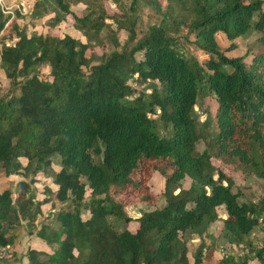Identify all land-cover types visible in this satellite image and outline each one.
Returning a JSON list of instances; mask_svg holds the SVG:
<instances>
[{
    "label": "trees",
    "instance_id": "16d2710c",
    "mask_svg": "<svg viewBox=\"0 0 264 264\" xmlns=\"http://www.w3.org/2000/svg\"><path fill=\"white\" fill-rule=\"evenodd\" d=\"M30 2V21L43 20V33L21 24L26 13L0 8V70L9 82L0 93V171L45 174L57 159L52 196L61 207L49 214L52 226L44 221L33 231L49 251L27 249V264H204L210 257L264 264V193L256 203L241 201L233 179L211 162L264 181V0H165L163 8L130 0L111 14L86 5L79 16L68 0ZM140 2L159 20L138 36ZM67 14L85 43L50 33ZM104 29L109 48L86 55ZM118 31L126 32L121 44ZM216 33L230 42L227 50L234 39L257 37L230 57ZM129 80L145 85L136 90ZM199 96L214 103L213 112H194ZM154 173L162 179L157 194L148 186ZM27 189L20 181L14 197L0 191V247L11 241L3 221L17 211L32 220L38 211ZM129 203L155 207L131 218ZM215 222V239L243 255L214 257ZM255 228L260 243L250 237ZM190 234L198 238L192 250Z\"/></svg>",
    "mask_w": 264,
    "mask_h": 264
},
{
    "label": "rangeland",
    "instance_id": "374dc122",
    "mask_svg": "<svg viewBox=\"0 0 264 264\" xmlns=\"http://www.w3.org/2000/svg\"><path fill=\"white\" fill-rule=\"evenodd\" d=\"M30 1L31 0H0V8L3 9L4 13L7 14H11L13 12V8L19 9L23 14L26 13L24 14L26 18L21 19V24H25L27 30H35L43 33L46 31V25L44 24L43 20L30 21L31 18L28 16L27 10L31 4ZM129 1L130 0H68V3L72 11L71 14L79 16L81 12L87 9L85 7L86 5L91 7H94L95 5L98 6V4L102 5L106 13L111 14L113 12H116V8L118 5L124 4L126 6L129 4ZM156 1H158L162 8L166 6L165 0ZM134 16L136 20L135 29L138 36L142 31L145 30L146 26L152 23H156L159 20V17L149 8V6H147L143 2H140L139 6L136 7ZM106 22L110 23V20ZM110 26L111 29H115L114 24L110 23ZM48 28H50V33L53 35H68L83 43L86 42V39L82 35L81 31L76 30L73 27V19L72 15L70 14H67L64 20L60 21L54 27ZM106 33L107 31L104 29L100 34V38L102 41H93L92 47L86 51V55H89L93 52L99 55L101 49L109 48L110 45L107 41H109L110 33L107 36V40L105 37ZM115 36L118 38V41L121 44L126 37V32L118 31L115 33ZM256 37L257 35L254 34L234 39L232 41L234 47L230 50H227L226 48L229 47L230 42L225 38L224 35L216 33L218 47L223 50L226 56L230 57L242 54L247 48L251 46L250 44L253 43ZM183 47L185 51L191 54H199V51L194 50L191 44H184ZM47 73V67L40 68L41 77L45 78L47 76ZM128 83L131 84L132 87L136 90L141 89V87L145 85L139 84L132 80H129ZM8 84V80L4 78L0 70V93L5 92ZM204 109L213 112L214 103H212V101L206 97L199 96L193 107V110L197 115L202 116ZM196 147L201 150L202 144L198 143ZM211 162L226 176H230L233 179L234 183L232 186V191L238 194V198L241 201L245 200L254 203L259 201L264 193V181L261 178H258L251 173L240 171L231 166L222 164L215 160H211ZM58 167V161L54 158L51 161L50 170H48L45 174H41L40 172H38L37 174L32 175V173L29 172L27 175H24L20 170L15 173L3 175V173L0 171V191L8 189L9 191H11L12 197H14L16 194L15 190L17 183L23 181L27 184L28 187L25 195H32L33 203L38 209L34 219L32 220H30L28 213L17 211L15 214L16 219H13L11 217L10 219L2 222L3 235L5 237H8L9 241H11L7 245L0 247V264H27L25 253L29 248L44 252L49 251L48 246L44 244L42 240L36 237L33 231L37 230L39 225L44 221L52 226V223L49 222V214L50 212L56 211L61 207L59 203L54 201V198L52 196L55 190V186L52 183L51 171H56ZM188 183L189 181L187 179L182 182L184 187H186ZM148 186L152 194H157L161 190L162 179L154 173L148 180ZM89 200V189L85 187L83 201L88 202ZM157 201L155 202V205H162V200L158 199ZM37 203L38 206L36 205ZM35 207H31L30 211L33 212V209H35ZM154 207L145 206L143 204L135 205L129 203L126 205L125 211L129 217L135 218L138 217L142 212ZM218 215L221 219L225 217L222 210H219ZM219 224V222H215L209 228L213 237L211 243L214 250V257L219 259L223 255H231L235 258H238L239 256L243 255L244 251H242L239 246H227V244L215 239L216 234L218 233ZM128 228L132 230L134 228V224L132 222H129ZM29 230H31L32 232L29 233ZM262 235V232L258 228H255L250 237L254 239L256 243H260L262 241ZM186 241L189 250H192L193 248H195V245L198 242V238H196L194 234H190L186 237ZM204 264H214V258H208L206 261H204Z\"/></svg>",
    "mask_w": 264,
    "mask_h": 264
}]
</instances>
